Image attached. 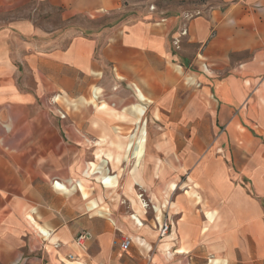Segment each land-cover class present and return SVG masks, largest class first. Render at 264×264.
Listing matches in <instances>:
<instances>
[{
  "label": "crops",
  "instance_id": "crops-1",
  "mask_svg": "<svg viewBox=\"0 0 264 264\" xmlns=\"http://www.w3.org/2000/svg\"><path fill=\"white\" fill-rule=\"evenodd\" d=\"M157 2L0 0V264L264 257V0Z\"/></svg>",
  "mask_w": 264,
  "mask_h": 264
},
{
  "label": "rangeland",
  "instance_id": "rangeland-1",
  "mask_svg": "<svg viewBox=\"0 0 264 264\" xmlns=\"http://www.w3.org/2000/svg\"><path fill=\"white\" fill-rule=\"evenodd\" d=\"M124 3L130 7V9L126 12V14L130 15L131 17L135 14H138L141 10H147L150 5H163L161 2H157V0H124ZM133 8V9H132ZM51 102H55L57 100V97H51ZM124 132V131H123ZM125 133V132H124ZM191 258V256H189ZM193 262L197 260L206 261L207 263H210L213 259L212 257H192ZM212 258V259H211ZM185 261V262H184ZM183 261V264H190L189 258L185 259ZM199 264V263H197ZM239 264H264V257H242L240 256V263Z\"/></svg>",
  "mask_w": 264,
  "mask_h": 264
},
{
  "label": "built area",
  "instance_id": "built-area-1",
  "mask_svg": "<svg viewBox=\"0 0 264 264\" xmlns=\"http://www.w3.org/2000/svg\"><path fill=\"white\" fill-rule=\"evenodd\" d=\"M187 17L190 18L191 15H188ZM183 33L185 34L186 31H184ZM175 43H176V45H179L178 40H176ZM104 180H106L107 182H110L111 181L110 176H107L106 178H104ZM108 180H110V181H108ZM55 183L57 184V182H55ZM140 196L143 199V205L145 207H148V203L143 198V194H140ZM171 231H172V222L169 221L168 219L163 220V222L160 223L159 229H158L159 239H163V238L167 237L168 235L171 234ZM90 237H91V234L89 232H84L77 237V241L79 244H83L85 242V240L89 239ZM114 243L119 244L123 250H129L132 241L130 238L125 237L123 239L116 240ZM71 258H74V256H71ZM147 264H152V263L150 262Z\"/></svg>",
  "mask_w": 264,
  "mask_h": 264
}]
</instances>
